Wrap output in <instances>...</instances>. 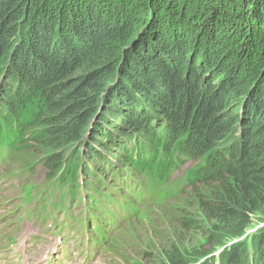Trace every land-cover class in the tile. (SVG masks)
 Segmentation results:
<instances>
[{
    "label": "trees",
    "instance_id": "1",
    "mask_svg": "<svg viewBox=\"0 0 264 264\" xmlns=\"http://www.w3.org/2000/svg\"><path fill=\"white\" fill-rule=\"evenodd\" d=\"M108 144L124 169L104 160ZM21 151L40 155L66 198L81 167L100 181L84 156L118 183L192 162L183 182L201 186L206 223L254 216L264 206V0H0V156ZM90 200L106 210L112 199ZM253 236L259 249L249 242L241 258L228 248L223 264H264V229ZM179 252L164 248L161 261Z\"/></svg>",
    "mask_w": 264,
    "mask_h": 264
},
{
    "label": "rangeland",
    "instance_id": "2",
    "mask_svg": "<svg viewBox=\"0 0 264 264\" xmlns=\"http://www.w3.org/2000/svg\"><path fill=\"white\" fill-rule=\"evenodd\" d=\"M83 67V71L88 68L86 65ZM86 134L83 136L85 145ZM82 144L67 150V154L72 152L69 157L84 148ZM101 153L115 171L125 168L119 159L122 154L116 146L108 144ZM61 156L63 154L59 153L54 159ZM87 159L91 162L87 163ZM83 162L94 170L101 183L92 174H87L83 167L80 168L76 196L66 199L75 219L63 234L53 233L55 227L48 214L36 213V210L39 212L38 203L49 210L50 206L54 209L59 201H65L62 198L65 189L58 192L40 155L21 151L0 165V264H165L161 255L164 248L170 246H175L181 254L173 264H223L222 256L229 252L228 248H240L241 258L242 253L246 255L248 252L249 242H253V249H259L260 242L252 239L255 231L264 229V206L261 205L254 216L236 223L222 226L206 223L197 205L196 191L202 194L201 186L196 185L194 189L183 182L192 162L179 164L168 178L161 180L150 176H130L135 189H145L140 200L127 196L123 201L133 209L131 220L118 221L114 225L98 216L105 224L102 226L106 229V241L96 245L87 243L89 237H94L92 223L82 227L84 222L78 219H83V216L76 212L78 206H87L88 199L95 192L114 200L115 195L111 191L120 189L115 187L118 180L112 178L113 170L101 171V164L92 157L84 156ZM80 197H83V202L75 205ZM112 214L115 220L119 218L116 211ZM57 217L62 219L63 213H57ZM183 219L196 222L194 229L183 230V223H187ZM82 234L84 239L78 242ZM248 264L252 263L248 261Z\"/></svg>",
    "mask_w": 264,
    "mask_h": 264
},
{
    "label": "water",
    "instance_id": "3",
    "mask_svg": "<svg viewBox=\"0 0 264 264\" xmlns=\"http://www.w3.org/2000/svg\"><path fill=\"white\" fill-rule=\"evenodd\" d=\"M114 79L116 80V76L114 77ZM104 94H105V93H102L101 96H103ZM97 114H98V112H97Z\"/></svg>",
    "mask_w": 264,
    "mask_h": 264
}]
</instances>
